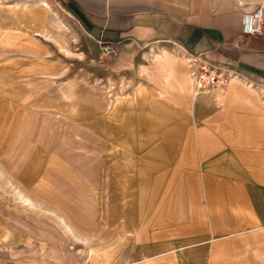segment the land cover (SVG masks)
Segmentation results:
<instances>
[{
	"label": "crops",
	"instance_id": "crops-1",
	"mask_svg": "<svg viewBox=\"0 0 264 264\" xmlns=\"http://www.w3.org/2000/svg\"><path fill=\"white\" fill-rule=\"evenodd\" d=\"M9 1L0 4V17L7 12L16 19L14 23L0 25V45L16 47L25 54L13 61L3 60L0 84L11 94H23L33 76L54 78L55 69L60 73L64 70L60 66L49 67L44 57L38 60V56H48L54 50L42 36L71 53L68 48L71 31L70 27L68 31L54 27L53 13L36 3L38 0ZM56 1L64 4L63 8L82 30L95 39H162L157 44L171 39L182 52L203 54L238 75L219 105L215 93L204 92L192 98L186 84H168L172 95L166 93L165 105L173 103L184 109L203 102L215 107L217 113L211 124L178 127L170 142L168 131L158 137L160 148L165 147L171 153L170 160L162 164L166 170L159 189L144 199V209H139L138 215L130 213L127 217V212L122 211L124 206L120 209L123 226L127 218L140 221L134 231L133 264H264V33L252 36L243 32L244 15L258 7L264 11V0ZM58 16L61 18L59 12ZM169 61L178 72L190 70L178 58L170 57ZM153 73L154 81L162 84L159 75ZM148 85L155 86V82ZM82 90L78 79L66 80L59 87L58 100L49 92L40 96V106L57 110L56 115L63 114L65 119L96 117V130L106 137L105 99L95 97L93 110L89 112L80 105ZM56 100L55 106L52 105ZM51 112L48 111L49 119L54 124L56 116ZM110 118L115 124L117 117ZM29 151L27 165H43L44 153L38 150L32 159ZM2 155L5 153L0 151V177L14 204L13 219L30 232L42 226L45 235L39 243H49L52 252H66L68 241L83 242L94 249L100 219L83 217L58 192L48 195L37 182L39 176L30 175V168L20 176L10 172L9 158ZM51 162V168L62 167L61 161ZM69 167L66 165L60 171V181L72 185L80 198L92 197L88 177ZM116 182L122 205H126L127 193L122 188H126L127 181L118 177ZM18 193L28 197L33 205L25 206ZM129 205L131 210V198ZM3 222L6 226L0 234V243L13 240L26 243L28 238L32 239L13 224Z\"/></svg>",
	"mask_w": 264,
	"mask_h": 264
},
{
	"label": "rangeland",
	"instance_id": "rangeland-1",
	"mask_svg": "<svg viewBox=\"0 0 264 264\" xmlns=\"http://www.w3.org/2000/svg\"><path fill=\"white\" fill-rule=\"evenodd\" d=\"M50 2L70 27L68 48L71 53L65 52L54 40L42 34L46 38L43 40L54 50L48 56H38V60L44 57L49 67L60 66L63 72L60 73L57 68L54 78L33 76L25 85L23 94H11L0 84V151L5 153L3 157L9 158L10 172L20 176L29 168L33 169L29 170L30 175L35 173L39 176L37 182L48 195L58 192L62 199L75 205L83 217L100 219L96 225L98 237L94 249L83 242L68 241L66 252H52L49 243H39L42 235H45L42 226L30 232L13 219L14 204L0 177V234L6 226L5 220L32 238L27 239L28 243H14V240L0 243V264H133L134 231L140 221L127 218L126 226H123L119 220L120 209L121 206L125 207L122 211L127 212V217L130 213L138 215L139 209H144V199L159 189L163 170H166V165L162 164L170 160L171 153L165 147L160 148L158 137L161 132L168 131L170 142L172 132L178 127L190 123L211 124L217 110L203 102L184 109L173 103L166 104L175 112L167 109L173 115L169 121H163L160 114L164 106L155 100L137 97V90L148 84L140 73L142 67L150 66L153 54L164 48L180 51L176 42L171 39L158 44L155 42H162V39H95L82 30L63 8L64 4L56 0ZM15 19L12 14L4 12L0 25L14 23ZM111 49H116L117 55L112 54ZM17 50L16 47L0 45V64L5 59L13 61L16 57L24 56L25 53ZM72 78L78 79L83 88L80 102L83 109L91 112L95 97L105 99L106 137L96 130V117L89 115L65 119L63 114L56 115L57 110L40 106L41 95L50 92L58 100L59 87ZM57 100L52 101V105L55 106ZM48 111L56 116L54 124L50 123L51 114ZM113 115L117 117L115 124L110 118ZM67 147L68 151H65ZM27 150L32 159L36 151H42L43 165H27ZM52 160L61 161L62 167L51 168ZM66 165L88 177L93 198H80L72 185L60 181L59 173ZM118 177L127 181L126 188H122L127 193L124 196L128 202L126 205H122L121 192L116 189ZM8 233L12 234L13 231L9 229Z\"/></svg>",
	"mask_w": 264,
	"mask_h": 264
},
{
	"label": "bare ground",
	"instance_id": "bare-ground-1",
	"mask_svg": "<svg viewBox=\"0 0 264 264\" xmlns=\"http://www.w3.org/2000/svg\"><path fill=\"white\" fill-rule=\"evenodd\" d=\"M5 2L6 0H0V4L5 3ZM36 3L43 5L44 7H46V9L50 10L53 13L52 25L54 27H57L58 29H63L64 31L69 30L68 26L62 21L61 18H59L57 10L54 8L53 4L49 0H38ZM180 49H181L180 51L169 52L168 50L164 48L160 52H155L153 54V59L151 60V62H149L150 66H143L140 72L145 78V80H147L148 82H155V86H150L147 84L144 87L138 88L137 97H140L142 99L145 98L146 100L151 99V100L157 101L158 103H161L164 106V111H162V113L160 114L163 121L164 120L169 121L173 115L171 114L173 112L169 113L167 111L168 107H166V105L163 103V98L165 97L166 93H168L169 95H172V93L170 92L171 88L169 87L168 84H171L173 82L186 84L187 91L192 98L204 92L215 93L217 95L218 105L221 104L222 96L224 92L226 91L224 90V91H219V92H212V91L206 90V91L201 92L198 86L196 85V82H195V79L192 73L191 65L189 62L190 57L188 53L182 52V48ZM168 53L170 54L168 55ZM170 57L171 59L178 58L179 60L185 62V64H187V66L190 68L191 71L187 69V71L182 70L181 72H178L177 70H175L174 68L175 66L173 65V62L169 61ZM153 72H156L159 75L160 79L162 80V84L154 81L155 79L153 76L154 75ZM161 88H163L165 92ZM14 187H17V186L15 185ZM14 187L12 186V189ZM18 195L20 196V199H22L24 205L25 204L33 205V203L31 202V200L28 199V197L26 198L24 195H22V193H18Z\"/></svg>",
	"mask_w": 264,
	"mask_h": 264
},
{
	"label": "built area",
	"instance_id": "built-area-1",
	"mask_svg": "<svg viewBox=\"0 0 264 264\" xmlns=\"http://www.w3.org/2000/svg\"><path fill=\"white\" fill-rule=\"evenodd\" d=\"M243 32L258 36L264 33V11L263 7L246 13L243 20ZM188 51V50H187ZM111 53L117 55L116 49H111ZM189 62L196 85L203 91L219 92L224 91L238 75L226 66L212 62L204 57L203 54L188 51ZM254 86L255 83H251Z\"/></svg>",
	"mask_w": 264,
	"mask_h": 264
}]
</instances>
